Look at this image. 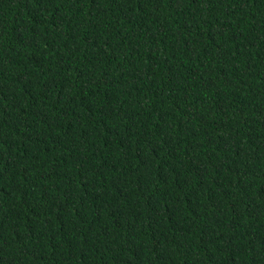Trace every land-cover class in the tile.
<instances>
[{
	"label": "trees",
	"instance_id": "1",
	"mask_svg": "<svg viewBox=\"0 0 264 264\" xmlns=\"http://www.w3.org/2000/svg\"><path fill=\"white\" fill-rule=\"evenodd\" d=\"M0 264H264V0H0Z\"/></svg>",
	"mask_w": 264,
	"mask_h": 264
}]
</instances>
